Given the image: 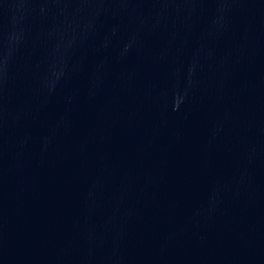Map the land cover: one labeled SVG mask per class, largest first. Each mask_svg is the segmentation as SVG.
Segmentation results:
<instances>
[{
	"label": "water",
	"instance_id": "water-1",
	"mask_svg": "<svg viewBox=\"0 0 264 264\" xmlns=\"http://www.w3.org/2000/svg\"><path fill=\"white\" fill-rule=\"evenodd\" d=\"M0 264H264V0H0Z\"/></svg>",
	"mask_w": 264,
	"mask_h": 264
}]
</instances>
